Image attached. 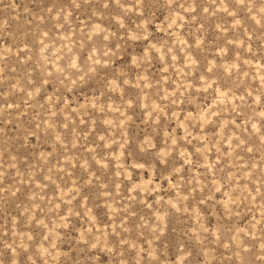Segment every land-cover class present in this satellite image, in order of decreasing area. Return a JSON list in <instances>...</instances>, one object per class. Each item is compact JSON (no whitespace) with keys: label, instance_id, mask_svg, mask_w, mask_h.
Masks as SVG:
<instances>
[{"label":"rangeland","instance_id":"rangeland-1","mask_svg":"<svg viewBox=\"0 0 264 264\" xmlns=\"http://www.w3.org/2000/svg\"><path fill=\"white\" fill-rule=\"evenodd\" d=\"M0 264H264V0H0Z\"/></svg>","mask_w":264,"mask_h":264}]
</instances>
